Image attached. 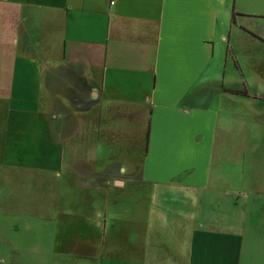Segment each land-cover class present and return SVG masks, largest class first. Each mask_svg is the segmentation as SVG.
<instances>
[{
  "label": "crops",
  "instance_id": "obj_1",
  "mask_svg": "<svg viewBox=\"0 0 264 264\" xmlns=\"http://www.w3.org/2000/svg\"><path fill=\"white\" fill-rule=\"evenodd\" d=\"M261 16L264 0H0V197L35 249L0 264H264V171L239 160L264 126L238 120L264 112L238 93Z\"/></svg>",
  "mask_w": 264,
  "mask_h": 264
},
{
  "label": "rangeland",
  "instance_id": "obj_2",
  "mask_svg": "<svg viewBox=\"0 0 264 264\" xmlns=\"http://www.w3.org/2000/svg\"><path fill=\"white\" fill-rule=\"evenodd\" d=\"M250 25L252 30L255 32H262L264 34V16L257 17V18H251ZM257 59L252 60V58H248V60L243 59V61H247V64L253 63V67L250 69V72H253L254 75L256 73H260V76L258 79H255V83L253 85H250L249 83L245 85L244 90L248 89L249 93H262L264 94V50L263 53L256 54ZM260 57V59H258ZM263 64V65H262ZM248 71V67H247ZM260 80V81H259ZM255 109L258 108L264 110V100L262 102L257 103L255 106ZM243 107L239 105V109H242ZM239 124H246L248 128L250 127H257V126H264V112H254L249 113L246 112L244 115L239 114ZM251 133V131H249ZM256 134L253 132V142L256 141H263L264 138H256ZM261 136H264V133H261ZM246 135L244 132L239 133V141H245ZM256 164L253 165L252 171H264V167L262 166V159L264 158V146L263 147H257L251 150L250 153H246V149L239 148V160H247L248 162H253ZM245 169H243L242 165H239V172H244ZM250 172V171H249ZM4 196L0 197V258L7 257L8 254L12 253H21V254H28L31 255L33 252H35L34 245L31 243H26L28 238L24 234L23 230L18 231L16 233L12 228L9 230L8 224H11L12 222L18 221V217L16 215L10 216L7 215V209L5 208L4 204ZM23 198L22 194L17 195L16 199L19 202L20 199ZM48 208V206H47ZM47 214H50V211H47ZM30 235H32L31 232H28ZM45 240L44 242H46ZM25 247H28V249H25ZM21 259V257H19ZM31 260V259H29ZM21 261L24 262V260L21 259Z\"/></svg>",
  "mask_w": 264,
  "mask_h": 264
},
{
  "label": "trees",
  "instance_id": "obj_3",
  "mask_svg": "<svg viewBox=\"0 0 264 264\" xmlns=\"http://www.w3.org/2000/svg\"><path fill=\"white\" fill-rule=\"evenodd\" d=\"M246 84H248V83H246ZM246 84H245V85H246ZM238 93H239V94H248V95L250 94V93L248 92V89H245L244 91H239ZM254 96H256V95H254Z\"/></svg>",
  "mask_w": 264,
  "mask_h": 264
},
{
  "label": "built area",
  "instance_id": "obj_4",
  "mask_svg": "<svg viewBox=\"0 0 264 264\" xmlns=\"http://www.w3.org/2000/svg\"><path fill=\"white\" fill-rule=\"evenodd\" d=\"M116 3V0H111V4L114 5Z\"/></svg>",
  "mask_w": 264,
  "mask_h": 264
}]
</instances>
